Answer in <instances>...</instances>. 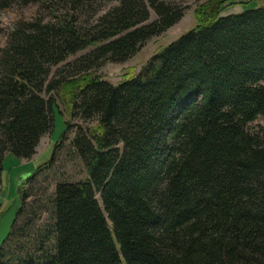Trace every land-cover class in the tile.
<instances>
[{
	"label": "trees",
	"instance_id": "obj_1",
	"mask_svg": "<svg viewBox=\"0 0 264 264\" xmlns=\"http://www.w3.org/2000/svg\"><path fill=\"white\" fill-rule=\"evenodd\" d=\"M23 1L0 0V11ZM64 1L74 12L115 5L86 28L71 17L11 31L0 52V192L5 155L31 160L59 105L65 131L22 184L21 205L74 119L94 124L70 141L87 180L55 188L52 253L11 262L1 249L0 264H264V5L221 17L232 0L207 1L194 28L113 86L91 72L127 62L182 12L166 0Z\"/></svg>",
	"mask_w": 264,
	"mask_h": 264
},
{
	"label": "rangeland",
	"instance_id": "obj_2",
	"mask_svg": "<svg viewBox=\"0 0 264 264\" xmlns=\"http://www.w3.org/2000/svg\"><path fill=\"white\" fill-rule=\"evenodd\" d=\"M209 0H166L182 12L181 20L165 31L153 37L142 45L138 53L123 64L105 63L92 71L94 75L116 86L127 78L141 73L149 60L162 49L177 40L181 35L195 27L194 10ZM232 4V5H230ZM115 5L104 2H94L74 12L64 0H25L9 9L0 11V52L6 47L11 31L18 25L41 21L44 24L56 22L58 19H77L78 25L86 28L96 20V17ZM264 5V0H232L223 5L221 17L237 15ZM157 20L150 11L147 24ZM91 50L79 53L67 63L88 54ZM61 67L51 71V77H56ZM67 76V74H62ZM44 98H47L44 96ZM60 112V113H59ZM62 114V115H61ZM68 116L59 105L54 113L53 130L51 135H45L36 148L35 155L29 161L18 160L5 155L2 167V191L0 192V216L10 207L20 193L22 184L32 177L37 169L47 164L52 156L53 148L59 142L65 131V120ZM93 123L74 119L73 129L68 133L57 149L53 164L37 175L34 181L23 187L26 198L22 203V216L18 218L13 229V237L2 247V259L17 262L28 257L39 259L45 253H52L54 246L53 196L55 188L61 183L79 184L87 180L86 171L81 161L70 146L76 127L89 129ZM262 122L249 126L251 132L261 133Z\"/></svg>",
	"mask_w": 264,
	"mask_h": 264
},
{
	"label": "water",
	"instance_id": "obj_3",
	"mask_svg": "<svg viewBox=\"0 0 264 264\" xmlns=\"http://www.w3.org/2000/svg\"><path fill=\"white\" fill-rule=\"evenodd\" d=\"M21 191V190H20ZM20 193L10 207L0 216V251L11 235L20 211Z\"/></svg>",
	"mask_w": 264,
	"mask_h": 264
}]
</instances>
